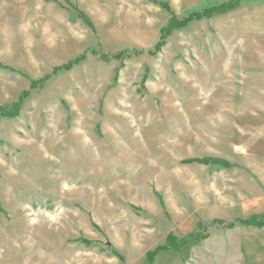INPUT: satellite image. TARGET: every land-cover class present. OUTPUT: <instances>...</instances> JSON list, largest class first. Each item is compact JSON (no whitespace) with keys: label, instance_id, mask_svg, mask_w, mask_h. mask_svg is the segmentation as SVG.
I'll return each instance as SVG.
<instances>
[{"label":"rangeland","instance_id":"obj_1","mask_svg":"<svg viewBox=\"0 0 264 264\" xmlns=\"http://www.w3.org/2000/svg\"><path fill=\"white\" fill-rule=\"evenodd\" d=\"M156 1L0 0V108L29 93L0 119V264H145L190 235L203 238L152 264L252 263L216 251L261 212L242 205L264 128L245 80L225 74L245 38L240 2L149 54L173 18L239 0ZM206 158L232 168L188 163Z\"/></svg>","mask_w":264,"mask_h":264},{"label":"crops","instance_id":"obj_2","mask_svg":"<svg viewBox=\"0 0 264 264\" xmlns=\"http://www.w3.org/2000/svg\"><path fill=\"white\" fill-rule=\"evenodd\" d=\"M239 2L244 15V18H241V31L245 38L242 41L238 62L225 61V74L230 77L234 75L233 77L237 78L238 73L240 79L245 80V87H240L243 90L241 96H255L254 108L247 109L256 112L257 127L264 128V0H239ZM253 175L255 179H249L247 182L256 184V193L254 196L247 195L242 207L260 209L261 212L256 215L264 216V166L257 167ZM229 231L230 237L224 235L226 237L223 244L218 245L219 249L216 248L218 255L227 256L228 250L232 249L243 260L247 253L252 262H247V264H264V261L260 263L258 257V251L264 250V227L236 224L235 228ZM239 235L241 240H239ZM226 238L231 242L229 243Z\"/></svg>","mask_w":264,"mask_h":264},{"label":"trees","instance_id":"obj_3","mask_svg":"<svg viewBox=\"0 0 264 264\" xmlns=\"http://www.w3.org/2000/svg\"><path fill=\"white\" fill-rule=\"evenodd\" d=\"M153 2H157L156 0H152ZM239 4V1L236 2H231L228 4H224L220 7H215V8H211L208 9L206 11H204L203 13H195L193 15H191L188 19L184 20V21H180L177 18H173L167 27H165L162 30V36H161V40L158 42V44L156 45L155 50L150 51L149 54H156L157 52H159L162 47L165 45V42L167 40V38L173 33V31L183 28L185 26H187L189 23L194 22V21H200L205 17H212L215 13H225L231 10H234L237 5ZM162 7L167 8V4H161ZM136 54H139L138 52H135ZM130 53L128 51L125 52H120L117 53L113 56H103V60L109 62L111 60V58L117 59V60H121L123 58H128L130 57ZM83 59V58H82ZM81 59V60H82ZM80 62V60L77 59V61L75 62H70L69 64H67L66 66L62 67L61 70H70L74 65L78 64ZM60 69H56L54 73L58 72ZM47 79V78H46ZM44 82V80H43ZM34 87L37 86V83H34L33 85ZM29 93H26L24 95L21 96L20 100L18 101L17 104H15L13 106V108L10 110L8 109L9 113H6L5 110L6 108H0V119L2 117H16L19 114L20 108L24 103V100L26 98H28ZM189 164H202V165H220L223 169H230L232 168V165H230L228 162L226 161H221L218 159H213V158H206V159H196V160H192L188 162ZM240 224L242 225H246V226H255L258 228H263L264 227V216H256V217H252L251 219L248 220H240L239 221ZM236 224L232 223L229 224L227 227L229 229H233L235 228ZM201 238H203L202 236L198 237L196 235H190L187 239H181L180 241L175 238L174 236H171L169 238V241L167 243L166 246L160 247L156 252L154 253H150L148 255V262H146L145 264H152L154 261V258L156 257V255L158 254L159 251L162 250H170V249H175L177 251H179L181 248L185 247L188 242L190 240H197L200 241Z\"/></svg>","mask_w":264,"mask_h":264}]
</instances>
